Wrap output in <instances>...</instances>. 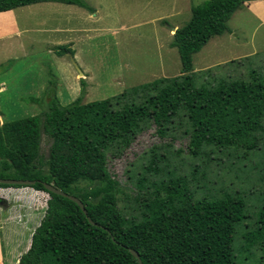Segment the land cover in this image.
<instances>
[{
    "label": "trees",
    "instance_id": "trees-1",
    "mask_svg": "<svg viewBox=\"0 0 264 264\" xmlns=\"http://www.w3.org/2000/svg\"><path fill=\"white\" fill-rule=\"evenodd\" d=\"M47 1L87 6L83 0H0V11ZM247 1L206 0L192 7L190 21L176 29L171 42L180 54V75L89 102L83 101L85 87L67 105L54 93L43 115L0 125V178L53 183L79 197L96 222L75 201L37 182L31 187L50 198L19 264H139L132 249L145 264H236L237 225L246 217V202L231 186L215 194L218 185L205 170L216 165L227 172L264 154V74L252 67L248 77L210 78L198 87L193 57L228 29L231 15ZM154 125L161 136L183 129L197 186L187 175L169 171L171 177L160 182L139 179L137 203L120 205L122 189L108 168L109 158L120 157ZM43 131L52 139L47 159L40 146ZM153 156L165 159L166 154ZM152 164L146 167L152 170ZM205 184L212 186L210 195L197 198ZM10 186L23 187L0 183ZM239 238L247 249L259 245L264 264V192L255 230Z\"/></svg>",
    "mask_w": 264,
    "mask_h": 264
},
{
    "label": "rangeland",
    "instance_id": "rangeland-1",
    "mask_svg": "<svg viewBox=\"0 0 264 264\" xmlns=\"http://www.w3.org/2000/svg\"><path fill=\"white\" fill-rule=\"evenodd\" d=\"M83 1L86 7L47 1L0 12V125L43 115L54 101V93L67 105L81 96L85 87L83 101L89 102L161 77L180 75V54L171 46L173 28L186 25L192 7L206 0ZM227 25L223 34L212 37L194 54L198 87L210 78L248 77L252 67L264 74V0L241 4ZM70 54L84 75L79 74ZM182 130L161 136L154 125L120 157L109 158L108 168L122 189L120 205L130 200L137 203L139 179L160 182L171 177L169 171L187 175L190 185L197 186L186 156L189 139ZM51 145L52 139L43 131L40 146L45 159ZM152 150L158 155L164 152L165 159L155 158ZM153 159L156 164L151 163ZM242 163L227 172L224 167L209 165L205 172L218 185L213 186L215 194L231 186L246 202V217L237 225L236 264H260L259 245L247 249L239 237L256 227L264 192V154ZM151 164L155 166L152 170L146 167ZM203 186L205 193L198 188L197 198L210 195L212 186ZM49 198L47 192L31 186L0 187V264H18L46 214Z\"/></svg>",
    "mask_w": 264,
    "mask_h": 264
},
{
    "label": "water",
    "instance_id": "water-1",
    "mask_svg": "<svg viewBox=\"0 0 264 264\" xmlns=\"http://www.w3.org/2000/svg\"><path fill=\"white\" fill-rule=\"evenodd\" d=\"M174 31H176V28H173ZM73 62L75 63V65L77 66L78 70H79V74L84 75L83 71L79 68V66L76 64V62L74 61L73 56L70 54ZM37 182H42L44 187L54 193L60 194L62 196H65L73 201H75L83 210V212L87 215L88 219L90 220L91 223L96 224L95 221H93V219L88 215V210L84 204V202L77 196L70 194L68 192L63 191L62 189L56 187L53 183H49L46 181H41V180H31V179H18V178H0V183L2 184H8V185H23V186H33L35 185ZM132 254L138 259L139 264H145L141 257L140 254L137 250L132 249L131 250Z\"/></svg>",
    "mask_w": 264,
    "mask_h": 264
},
{
    "label": "crops",
    "instance_id": "crops-1",
    "mask_svg": "<svg viewBox=\"0 0 264 264\" xmlns=\"http://www.w3.org/2000/svg\"><path fill=\"white\" fill-rule=\"evenodd\" d=\"M15 9H17V8H15ZM15 9H12V10H7V11H0V12H8V11H14ZM20 30H18V32H19ZM1 85H0V90H1ZM3 91V90H2ZM2 91H0V92H2ZM0 259H2V253H1V251H0ZM18 264H19V260H18Z\"/></svg>",
    "mask_w": 264,
    "mask_h": 264
}]
</instances>
